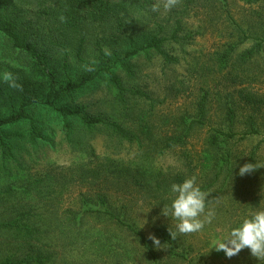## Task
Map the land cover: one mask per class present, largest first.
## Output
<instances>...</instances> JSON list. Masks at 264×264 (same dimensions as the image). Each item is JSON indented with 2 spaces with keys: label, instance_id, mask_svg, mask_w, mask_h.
Wrapping results in <instances>:
<instances>
[{
  "label": "rangeland",
  "instance_id": "374dc122",
  "mask_svg": "<svg viewBox=\"0 0 264 264\" xmlns=\"http://www.w3.org/2000/svg\"><path fill=\"white\" fill-rule=\"evenodd\" d=\"M18 1L22 10H38ZM71 1L49 0V21L66 25L70 14L77 23ZM165 2L86 0L76 27L60 32L69 48L51 63L57 87L79 81L92 65L97 70L111 67L127 90L122 97L109 76L100 73L60 106L134 131L149 128L151 134L142 138L152 141L131 143L103 124L88 130L79 117L67 119L72 125L68 138L65 120L53 108H29L40 121L42 136L33 142L27 121L12 130L21 138L13 140L16 161L8 168L0 156V221L24 212L47 223L39 224L32 238L0 228V264L27 241L51 253L47 264H264L247 248L228 257L215 243L264 206L259 204L264 201V0H178L167 11ZM153 5L159 11L153 12ZM128 27L141 34L142 43H160L162 51H140L127 61L131 72L121 66L124 55L134 50L127 43ZM250 50L253 54L244 57ZM18 67L0 54L2 80ZM16 100L20 105V96ZM190 123L194 126L183 145L160 144ZM214 135L219 137L216 144ZM249 163L253 170L241 176L239 169ZM85 167L100 169V191L142 230L151 251L104 216L80 221L85 209L101 208L78 204L91 183L79 181ZM192 176L209 193L216 219L202 232L177 234L176 255L163 243L156 246L150 236L158 225L175 231V222L163 215V205L174 198L171 184ZM70 210L79 220L77 226L65 221Z\"/></svg>",
  "mask_w": 264,
  "mask_h": 264
},
{
  "label": "trees",
  "instance_id": "16d2710c",
  "mask_svg": "<svg viewBox=\"0 0 264 264\" xmlns=\"http://www.w3.org/2000/svg\"><path fill=\"white\" fill-rule=\"evenodd\" d=\"M28 4H32L34 7L30 8L38 9L35 13L27 10H22L17 6L18 0H0V54L6 59L14 62L17 66L16 69H11L12 79L17 85L16 87L10 86V82H6L1 79L0 75V156L2 160V166L8 168V164L15 160V149L16 143L13 140L20 139L21 135H17L12 130L21 122L27 121L30 125V137L35 142L42 136V129L39 126L40 121L34 117L29 111L32 106H49L53 108L58 114H60L65 120L64 127L67 130L68 138L72 135V125L67 121L68 118L79 117L86 129L90 130L94 126L103 124L110 126L112 131L117 134L120 138L127 140L131 143L139 142L141 140L152 141V139L142 138L144 134H151L150 129L147 131L141 130L134 131L124 128L117 122H106L101 118H90L80 114L78 109H70L61 107L59 102L66 98L68 95L84 88L87 84L93 82L100 73H106L111 84H113L118 90L120 95L123 97L127 90L124 88L121 80L115 73H112V68H106L97 70L94 66L90 65L87 73L80 76V80L70 81L66 86L60 88L56 85V77L50 71L52 68V60L57 54L68 53V48L65 39L61 38L62 31L70 30L75 28L78 22L81 20L79 11L83 5L86 4V0H72L69 3L70 9L78 17V22H73L70 18V14H67L64 22L66 25L59 23L54 25L50 20L51 7L48 5L49 0H24ZM27 4V3H26ZM24 12L25 14H23ZM35 18H38L36 20ZM41 19L45 20L43 23ZM64 24V23H63ZM178 27L173 32V37L177 36ZM128 38L130 39L127 43L130 48H134L133 51H128L122 60V67L125 71L131 72V67L128 62L133 56L137 55L144 49L153 48L157 52H162L160 43L152 41L149 44L143 43L138 39L141 34L135 32L132 28L128 27L126 30ZM144 36V35H143ZM143 39V38H142ZM153 40V39H150ZM84 45L78 47V54L83 53ZM254 50L247 51L243 56L252 55ZM229 52L227 51L226 54ZM166 55L164 52L162 53ZM45 75L46 79L37 78L39 75ZM50 81H48V79ZM48 83V86L45 84ZM9 90L13 91L10 93ZM133 95H143L140 91L130 90ZM5 96V97H3ZM20 96V105L17 106L16 98ZM45 98V101L42 99ZM231 118H232V112ZM39 122V123H38ZM193 123H190L186 127V131L176 132L173 135L160 140L165 148H171L178 145H183L189 138L190 132L193 128ZM140 132V133H139ZM228 136V135H225ZM232 136V135H230ZM154 140V139H153ZM219 141L218 135H214L212 142L216 144ZM142 145V144H141ZM142 148V146H141ZM16 161V160H15ZM1 172V169H0ZM100 169L94 167L81 168L79 181L82 184L89 183L87 187V193L81 198L84 201L78 202L80 206H86L87 204L95 203L100 205L101 208H88L83 211V216L80 221H83L85 217L100 216L108 218L116 222V224L125 229L127 232L133 234L140 242L151 251L148 244L146 235L139 229L136 223L128 218V216L115 206V200L110 198L109 194L100 191V186H97L96 178L99 177L98 173ZM96 180V181H95ZM92 186V187H91ZM96 186V187H95ZM108 191V190H107ZM95 198L94 201L90 199ZM66 223L70 226L78 225L79 220L75 217L73 210L68 212ZM126 215V216H124ZM19 217L11 215L8 219L0 221V228L6 232H24L26 237L32 238L41 229L42 224H46L47 221L43 218H38L37 215L30 216L27 213H21ZM41 224V225H39ZM155 236L160 240L161 243L167 245L173 254L176 247V240L172 239L168 229L164 225H158L155 228ZM26 246L22 250H17L15 255H11L3 261L2 264H47L51 257V253L44 249L43 246L36 247L33 243L27 241Z\"/></svg>",
  "mask_w": 264,
  "mask_h": 264
},
{
  "label": "clouds",
  "instance_id": "9594fccd",
  "mask_svg": "<svg viewBox=\"0 0 264 264\" xmlns=\"http://www.w3.org/2000/svg\"><path fill=\"white\" fill-rule=\"evenodd\" d=\"M177 3L178 0H166L164 9L170 10ZM152 11H159L158 6L153 5ZM3 80L10 82L12 87L17 86L11 73H4ZM251 170L253 164H245L239 169V174L243 176ZM170 192L174 198L169 204L163 205V215L175 222V231L168 228L172 239H175L177 234L202 232L206 225L212 224L216 219V212L209 207V193L201 189L196 176L186 178L182 183L171 184ZM262 203L264 201L259 204ZM150 239L156 246L161 244L154 235L150 236ZM215 243L216 249L223 250L228 257L247 248L254 257L264 259V206L257 207L250 215H246L238 226L232 227Z\"/></svg>",
  "mask_w": 264,
  "mask_h": 264
}]
</instances>
